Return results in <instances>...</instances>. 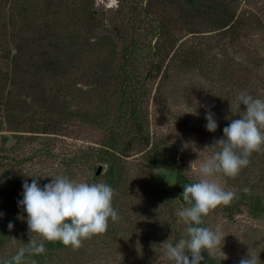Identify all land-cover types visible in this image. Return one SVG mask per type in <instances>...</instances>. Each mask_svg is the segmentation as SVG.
I'll return each instance as SVG.
<instances>
[{
  "label": "trees",
  "instance_id": "trees-1",
  "mask_svg": "<svg viewBox=\"0 0 264 264\" xmlns=\"http://www.w3.org/2000/svg\"><path fill=\"white\" fill-rule=\"evenodd\" d=\"M128 10L126 21L134 33L137 30H154L159 39L156 44L145 47L150 52L153 50L156 62L149 58L151 67L142 68L144 73H149L150 69L155 72L152 113L147 110L146 96L142 95L145 89L141 84L132 88L129 85L132 77L125 76L121 80V91L129 93L125 101L128 112L124 117L121 115L125 114H118L114 120L111 115H105L103 105L106 106L107 96L103 91L116 64L122 72L130 67L126 62H129L131 54L136 53V44L126 43L121 48L118 43L121 38L103 25V18L93 7L92 0H0V59L9 60V79L15 82L16 87L13 84V88L17 95L22 96L26 107L20 112L42 115L41 120L47 124L46 127L58 126L51 125L55 122L51 120V111L55 109L59 121L61 118H73L81 124L98 126L101 130V127L105 128L94 155L82 154L81 159L106 164L103 181L114 189L112 206L119 210V217L123 212L119 207L125 202L119 203L117 197L123 166L124 174L139 182V178H131L138 173L134 166L125 165L126 156L132 155L135 149L134 144L123 147L131 134L141 140L138 148L144 151L141 154L142 161L145 160L144 168L161 165L175 170L176 180L171 192L166 186L162 190L164 197L176 201L181 210L187 206L182 199L183 186L198 179L176 166V159L180 160L189 151L195 155L194 150L199 144L213 145L223 138V129L246 110L244 105L237 106L240 93L264 99V0H146L144 5L141 2L132 4ZM119 56L122 62H117ZM182 84L185 88H178ZM53 90L54 95L50 98L47 91L51 93ZM170 100L173 104H182V114L171 112ZM156 109L169 113L167 121L174 127L176 136L167 134V130L160 132L156 123L148 132V113L154 116ZM209 112L218 125L215 132L206 129L205 116ZM43 114L50 115L47 118ZM32 120L34 118L26 116L23 121ZM125 124H132L131 131L120 134L122 130L118 127L123 129ZM30 128L32 132H38L41 124L34 123ZM41 152L48 153L33 147L24 159L29 161L40 156ZM60 155L59 161L66 166L65 176L74 179L72 164L79 161L77 154L68 152ZM261 156H264V150L254 152L250 160ZM242 175L239 173L234 179L224 178L230 183L232 180L236 187L239 184L243 187L236 188L232 202L222 206L228 214L245 207L250 220L264 219V200L260 195L264 186L258 181L260 178L246 182ZM124 220L131 223L127 217ZM204 221L201 226L213 230L210 214L204 217ZM176 226L174 246L181 238H187V225L180 218ZM252 231L246 232L247 235L250 236ZM141 237L142 234L137 236V242L129 243L138 245L140 254L144 255L142 263H138L151 264L149 258L152 253L146 256ZM147 239L156 245L152 236H147ZM44 247L42 255H26L25 263L73 264V254L69 258L66 256L68 263L55 254L70 247L47 241ZM244 248L247 256L249 250L247 246ZM219 251L203 252L201 264H239L240 257L234 259ZM251 253L264 264V247L254 248ZM10 257L0 260V264ZM49 257L51 261L46 262ZM53 257L59 259L52 260ZM146 257L148 260L145 262ZM164 259V264H171L166 256Z\"/></svg>",
  "mask_w": 264,
  "mask_h": 264
},
{
  "label": "rangeland",
  "instance_id": "rangeland-1",
  "mask_svg": "<svg viewBox=\"0 0 264 264\" xmlns=\"http://www.w3.org/2000/svg\"><path fill=\"white\" fill-rule=\"evenodd\" d=\"M139 2H141V5H144L146 0H92L93 7L103 18V25L117 34V38H121L118 39L119 46L122 48L126 43H133L137 47L136 53L128 57L129 62H126V65L130 67L127 70L124 69L122 72L119 70V67H116L118 64L112 68V73L108 76L109 82L103 91V93L106 92L105 97L107 96L106 106L103 105L105 115L109 117L111 115L114 120H117L118 114H125L121 115L124 117L128 112L125 101L129 93L121 91L123 87L121 80L125 76L132 77L131 83L129 84L132 88H137L141 84L145 89L142 95L146 96L147 110L150 114L152 113L151 96L154 91L155 72H152L150 69L148 71L149 73H144L142 68L151 67L148 63L150 62L149 58L153 63L156 62V56L154 54L152 55L153 50L150 52L145 47L149 44H156L159 39L154 30H137L134 33L133 28L128 26L126 21L127 12H129L128 8L132 4ZM139 9L137 7V10ZM122 61L119 56L117 62ZM9 67L10 63L8 58H1L0 260L7 256H14L19 247L29 243L28 226L26 223L27 214L19 205V202L23 199V184L25 181L31 184L34 178H39L37 182L43 188L44 185L51 183L52 178L65 176L66 166H63L59 158L61 156L60 154L68 152L77 154V158H79V161L76 159L77 161H74L72 164V172L75 174V178L72 180L87 182L89 184L104 183L103 177L106 168V164L94 163L91 160L88 162L81 159L82 154L94 155L95 148H97L102 141V137H104L103 130L105 128L101 127L103 129L101 130L98 126L81 124L73 118H68L67 120L61 118V121H59L60 118H58L59 116L55 109L51 111V120H55L54 123L51 122V125L56 124L55 126L58 125L57 127H50L49 125L46 127L47 124L41 120L42 115L36 114V116H33L28 111L27 113H21L20 111L26 109L25 103H23L22 96L17 95L13 88L15 82L9 79V73L7 72ZM178 88L183 89L185 85L182 84ZM124 89L127 90L126 88ZM170 89L171 86L167 89L168 93H170ZM52 92L47 91V95L50 98L54 95V90ZM172 94L174 95L173 87ZM170 101L172 102V100ZM82 102H85V100ZM171 104V112L182 114V111H184L182 104L179 105L176 102L174 104L172 102ZM92 108H95V106ZM98 108L95 111H98ZM159 111L156 109L154 116L148 113V132L152 131L156 123V128L158 127L160 132L162 131L163 133L167 130V134H174L176 136L174 127L169 125L167 121L169 113ZM49 115L45 114L44 116L48 118ZM26 116H30L34 120L32 122H24L23 120ZM34 123L41 124L38 132L31 131L30 127ZM131 126L132 124H125L123 129L122 127H118L119 130H122L120 134L130 132ZM204 136L205 138L207 137L206 135ZM138 138L139 136L131 134L126 145L123 146L134 144L133 147L135 149L131 152L132 155L126 156L125 159L127 162L125 165H132L138 171L131 178H139V182L131 180L128 175L124 174L125 167L123 166L124 175L122 174L121 179H118L117 188L119 190L117 197L119 203L125 200L119 207L125 212V216H122L123 212H120V217L118 216L120 221L117 220L115 222L109 218L107 231L102 235L94 236L89 240L83 241L82 247L78 250L73 251L71 248H65L56 252V255H60V258H63L62 261L68 263V258L73 254V264H141L144 255L140 254L141 249L138 248V245H133V243L137 242V236L142 234L141 243L145 247L146 256L152 253V257L149 258L150 263L164 264L165 252L161 245L168 240L172 243L173 236L177 234L175 232L177 230L176 224L179 221L177 213L180 209L176 201L173 199L168 200L164 197V190L162 189L166 186L171 192L176 180V172L173 169L165 168L161 165H152L151 167L147 165V168H144L142 164L145 160L142 161L141 158V154L144 151H139V141L141 140ZM172 139L174 138L172 137ZM130 141L133 143H130ZM211 146V144L197 145L194 150L196 152L195 155L193 151H189L190 153H186L187 155H184L180 160L176 159L175 165L179 166L188 174L190 172L194 178L199 180L200 177L197 172L199 162L213 154L214 149H205ZM33 147L41 148L48 151V153L41 152L40 156L33 157L29 161L25 160L24 156L29 155ZM172 156L174 155L172 154ZM263 157H257V160H250L249 166L240 171V173L244 174L242 176L246 182H249L248 179L251 182L253 179L260 178L258 181L264 186V171H262L264 169ZM195 161L197 162L190 167ZM98 166L102 167V171L96 175L95 172ZM224 178L222 176L214 177L225 191H231L235 195V189L243 187L242 184L236 187L233 185L232 180L230 183V181L224 180ZM260 191V195L264 200V189ZM116 211L119 213V210L116 209ZM248 216L249 214L245 211V207H239L238 210L228 214L225 208L220 205L210 212L213 230L219 228L225 237L220 247L216 248L221 250L218 253L233 257L234 259L238 257L245 258L247 250L245 251L246 248L244 246H247L248 253H251V250L254 248L261 249L264 247V219L250 220V216ZM126 217L131 223H127L124 220ZM9 222L14 225L11 231L8 229ZM251 229L253 231L248 236L246 232ZM1 232H5V234L1 235ZM253 234L255 235L251 238ZM147 236H152L154 241L156 240V245L150 244V239H147ZM13 237L17 240L16 244H13L10 239ZM132 241L133 243H129ZM251 254L254 255L253 253ZM50 257L46 258V262L51 261ZM58 259L56 257L52 258V260L56 261ZM147 260L148 258L146 257L144 261L146 262ZM25 264H32V262Z\"/></svg>",
  "mask_w": 264,
  "mask_h": 264
},
{
  "label": "clouds",
  "instance_id": "clouds-1",
  "mask_svg": "<svg viewBox=\"0 0 264 264\" xmlns=\"http://www.w3.org/2000/svg\"><path fill=\"white\" fill-rule=\"evenodd\" d=\"M241 105L246 108L243 115L231 120L223 129L222 139L205 148L215 151L199 162V180L183 186L182 199L187 206L182 207L177 215L187 225V238H181L175 246L169 240L161 245L171 264H201L202 253L210 254L224 241L219 228L212 230L201 226L205 223L204 217L234 198V193L225 191L214 177L234 179L249 165L254 152L264 150V99L242 92L237 96V106ZM205 119L206 129L215 132L218 125L213 114L207 113ZM38 179L34 178L31 184L24 182L23 199L19 202L27 214L29 243L19 247L17 253L3 264H25L26 255L44 254L45 241L60 242L76 251L82 247L83 241L104 234L109 218L113 222L119 219L112 206L114 189L106 183L89 184L57 176L41 188ZM13 227L9 222V231ZM10 239L13 244L17 243L14 237ZM239 264L261 262L249 252Z\"/></svg>",
  "mask_w": 264,
  "mask_h": 264
},
{
  "label": "water",
  "instance_id": "water-1",
  "mask_svg": "<svg viewBox=\"0 0 264 264\" xmlns=\"http://www.w3.org/2000/svg\"><path fill=\"white\" fill-rule=\"evenodd\" d=\"M101 171H102V167H101V166H98V167H97V170H96V172H95L96 175L100 174Z\"/></svg>",
  "mask_w": 264,
  "mask_h": 264
}]
</instances>
